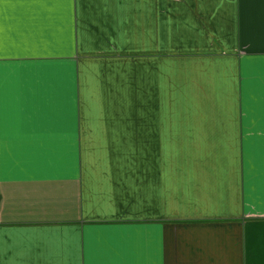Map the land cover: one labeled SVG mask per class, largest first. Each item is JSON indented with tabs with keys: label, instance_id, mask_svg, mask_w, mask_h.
I'll use <instances>...</instances> for the list:
<instances>
[{
	"label": "crops",
	"instance_id": "obj_1",
	"mask_svg": "<svg viewBox=\"0 0 264 264\" xmlns=\"http://www.w3.org/2000/svg\"><path fill=\"white\" fill-rule=\"evenodd\" d=\"M0 264H264V0H0Z\"/></svg>",
	"mask_w": 264,
	"mask_h": 264
}]
</instances>
